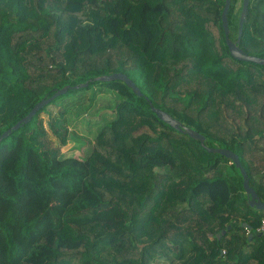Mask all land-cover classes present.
Listing matches in <instances>:
<instances>
[{
	"label": "trees",
	"instance_id": "obj_1",
	"mask_svg": "<svg viewBox=\"0 0 264 264\" xmlns=\"http://www.w3.org/2000/svg\"><path fill=\"white\" fill-rule=\"evenodd\" d=\"M225 2L0 0V136L70 86L0 139V264H264V210L207 149L236 152L264 201V64L231 54ZM242 7L232 0L234 41ZM239 44L264 57V0H250ZM115 72L141 95L95 79ZM102 92L114 119L85 143L69 124ZM71 141L83 156L65 155Z\"/></svg>",
	"mask_w": 264,
	"mask_h": 264
},
{
	"label": "water",
	"instance_id": "obj_2",
	"mask_svg": "<svg viewBox=\"0 0 264 264\" xmlns=\"http://www.w3.org/2000/svg\"><path fill=\"white\" fill-rule=\"evenodd\" d=\"M231 2H232V0H226L225 7H224L223 12H222L223 27H224L225 34H226V41H227V44H228L229 49L231 51V54L240 60L251 61V62H255L257 64H264V57H260L257 55L247 53L239 44L240 40H241V36L243 34V27H244V23H245L246 18H247L250 0H243V7H242L240 19H239V31H238L237 39L234 41L230 38L231 31H230V27H229L228 14H229ZM95 79L98 81L122 80L129 87H131L136 94L141 95L140 88L125 73L115 72V73H111V74L98 76ZM87 85H88V82L82 83L79 86L84 87ZM69 88H70V86H68V85L64 86L63 88L56 90L55 93L53 95H51L50 97H46V98L42 99L41 101H39L38 103H36L35 106L30 110V112L25 117L20 119L12 128H9L8 130H6L0 136V139H4V138L8 137L9 134L13 130H17L18 128H20V126L23 123L29 122L42 107L49 104L56 97H58L62 94H65L69 90ZM152 110L159 116L160 119H162L163 121L168 123L170 126L175 128L176 130L181 131V132H185L188 135H190L192 138L201 141L203 144L205 143V140H206L205 135H203L202 133L194 130L193 128H191L187 125H185L182 121H180L179 119L172 116L169 112H167L161 108L154 107V106L152 107ZM207 149L209 152L219 153V154L224 155L233 161L235 166L240 169V171L243 175V178H244L243 185H244V189L246 191L250 206L255 207L259 210H264V201L261 200L256 189L253 186H251L249 174H248L246 168L244 167V165L242 164L239 155L236 152H234L233 150L228 149V148L208 147L207 146ZM245 226H247V228L250 230L252 229V226L249 225L248 223H245ZM230 228H231V225H229L227 229H230ZM227 229H223L220 233H218L217 234L218 238H220L223 234H225ZM255 234L258 235V233H255ZM260 234H262V233H260ZM253 235H254V233H251L249 235V238H252ZM211 236H212V234H211Z\"/></svg>",
	"mask_w": 264,
	"mask_h": 264
},
{
	"label": "rangeland",
	"instance_id": "obj_3",
	"mask_svg": "<svg viewBox=\"0 0 264 264\" xmlns=\"http://www.w3.org/2000/svg\"><path fill=\"white\" fill-rule=\"evenodd\" d=\"M240 5V2H239ZM115 98L111 96L110 93L102 92L100 93L97 101H96V107L91 108L88 113H83L82 116L78 118L77 121L74 120V118H77L74 116L69 124V126L76 130L78 135L83 137L85 143H88V140L94 142L95 136L99 132V130L106 125L109 121L114 119V115L111 114L110 111H106L105 109L108 108L111 104H114ZM57 107V106H56ZM51 107L53 111H55L57 108ZM42 117L45 118V120L48 119L47 114H42ZM79 142L71 141L69 145L65 148V155L66 156H74V157H81L84 154V147L78 146ZM165 264H175V263H166Z\"/></svg>",
	"mask_w": 264,
	"mask_h": 264
},
{
	"label": "built area",
	"instance_id": "obj_4",
	"mask_svg": "<svg viewBox=\"0 0 264 264\" xmlns=\"http://www.w3.org/2000/svg\"><path fill=\"white\" fill-rule=\"evenodd\" d=\"M261 229H264V219H263V224H262V227H261Z\"/></svg>",
	"mask_w": 264,
	"mask_h": 264
}]
</instances>
